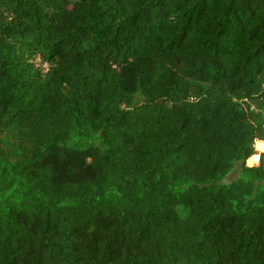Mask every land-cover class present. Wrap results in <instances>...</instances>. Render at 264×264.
Returning a JSON list of instances; mask_svg holds the SVG:
<instances>
[{"label": "trees", "instance_id": "16d2710c", "mask_svg": "<svg viewBox=\"0 0 264 264\" xmlns=\"http://www.w3.org/2000/svg\"><path fill=\"white\" fill-rule=\"evenodd\" d=\"M255 149L264 0H0V264H264Z\"/></svg>", "mask_w": 264, "mask_h": 264}, {"label": "rangeland", "instance_id": "374dc122", "mask_svg": "<svg viewBox=\"0 0 264 264\" xmlns=\"http://www.w3.org/2000/svg\"><path fill=\"white\" fill-rule=\"evenodd\" d=\"M44 67L46 68V64H44ZM254 151H255L256 155L258 156V159H259L260 154L262 152H264V151L258 152V151H256V149ZM250 161L253 162V163H257L258 162V161L254 162L252 159ZM239 170H240V165L239 164H235L233 169H232V171H231V173L225 179H223V182L224 183L231 182L236 176H238Z\"/></svg>", "mask_w": 264, "mask_h": 264}, {"label": "built area", "instance_id": "2783aa9c", "mask_svg": "<svg viewBox=\"0 0 264 264\" xmlns=\"http://www.w3.org/2000/svg\"><path fill=\"white\" fill-rule=\"evenodd\" d=\"M260 142H262V141H260ZM259 160V159H258Z\"/></svg>", "mask_w": 264, "mask_h": 264}]
</instances>
